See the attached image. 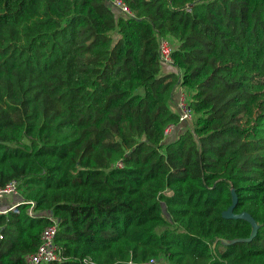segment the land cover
Here are the masks:
<instances>
[{
    "label": "trees",
    "instance_id": "16d2710c",
    "mask_svg": "<svg viewBox=\"0 0 264 264\" xmlns=\"http://www.w3.org/2000/svg\"><path fill=\"white\" fill-rule=\"evenodd\" d=\"M110 1L0 0V186L59 219L48 264H264V0ZM232 187L260 228L226 245L252 233ZM30 206L0 212V264L40 244Z\"/></svg>",
    "mask_w": 264,
    "mask_h": 264
},
{
    "label": "built area",
    "instance_id": "2783aa9c",
    "mask_svg": "<svg viewBox=\"0 0 264 264\" xmlns=\"http://www.w3.org/2000/svg\"><path fill=\"white\" fill-rule=\"evenodd\" d=\"M111 5L119 10L122 14L128 16H134L132 8L125 0H111ZM160 57L162 61L168 66H174V60L172 56L173 46L167 38H162L159 45ZM190 95L188 90L182 86L178 85L176 90V107L179 113V122L177 124H170L166 128V135H172L179 125H192L195 119V112L190 104ZM116 166L122 167L123 162L119 160ZM19 181L17 179H12L4 186H0V200L9 196L17 195L19 193ZM30 204L29 214L37 216H45L49 219V224L43 229L41 234V242L34 252L27 254L26 260L28 264H48L51 262H61L67 259L64 254V248L56 240L59 230V219L54 215L53 211L46 213H35L34 201H21L13 204L9 209L1 211L3 213L8 212V210H14L15 212H20L21 204ZM2 237V235H1ZM82 264H96L91 258L86 257L82 259ZM147 264H172L169 260L165 258L157 259L151 258Z\"/></svg>",
    "mask_w": 264,
    "mask_h": 264
},
{
    "label": "water",
    "instance_id": "95a60500",
    "mask_svg": "<svg viewBox=\"0 0 264 264\" xmlns=\"http://www.w3.org/2000/svg\"><path fill=\"white\" fill-rule=\"evenodd\" d=\"M231 192H232V203L226 210L223 211L222 213L223 217L232 218V219H244L250 222L252 225V233L248 238H236L232 240L222 238V242L226 245L235 244L239 242H250L256 237L259 231L260 225L258 224L257 220L254 218V216L250 214L249 212L247 211H242L240 213L235 212V208L238 204L239 198H238L236 189L234 187H232ZM216 244H217V241L215 242L214 247L216 246Z\"/></svg>",
    "mask_w": 264,
    "mask_h": 264
},
{
    "label": "rangeland",
    "instance_id": "374dc122",
    "mask_svg": "<svg viewBox=\"0 0 264 264\" xmlns=\"http://www.w3.org/2000/svg\"><path fill=\"white\" fill-rule=\"evenodd\" d=\"M113 35H114V38L116 39L117 37H118V34H117V32L115 31V32H113ZM119 155L120 154H114L113 155V158L115 159V160H117L118 158H119ZM19 193H21V192H19ZM18 193V194H19ZM16 197V195H13V196H9V197H6V198H4V199H1L0 200V207L2 206V204L4 205V206H8L9 205V202H11L12 200H13V198H15ZM9 201V202H8ZM164 208H165V212H166V215L169 217L170 215H169V213L167 212V208H166V205L164 204Z\"/></svg>",
    "mask_w": 264,
    "mask_h": 264
},
{
    "label": "crops",
    "instance_id": "0c3cea01",
    "mask_svg": "<svg viewBox=\"0 0 264 264\" xmlns=\"http://www.w3.org/2000/svg\"><path fill=\"white\" fill-rule=\"evenodd\" d=\"M19 197H21L20 193L17 194L16 197L13 198V200H12L11 202L8 201V202H9V205H8V206H4V205L2 204V206L0 207V212H1V211H4V210H6V209H9V208H10L13 204H15V203H18V202L23 201V199H22V198H19Z\"/></svg>",
    "mask_w": 264,
    "mask_h": 264
}]
</instances>
